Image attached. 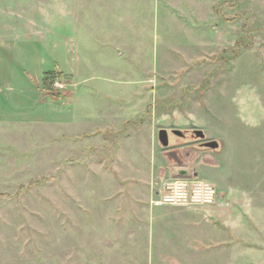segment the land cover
Returning <instances> with one entry per match:
<instances>
[{"label":"rangeland","instance_id":"374dc122","mask_svg":"<svg viewBox=\"0 0 264 264\" xmlns=\"http://www.w3.org/2000/svg\"><path fill=\"white\" fill-rule=\"evenodd\" d=\"M79 2L69 27L74 0H0V264H89L81 253L97 208L129 184L158 190L177 170L171 155L193 146L199 176L240 209L239 228L217 242L212 221L211 249L174 258L152 237L131 261L264 264V186L252 191L264 166V0H209L203 32L189 30L191 0ZM106 105L112 119L99 122ZM161 130L206 138L163 149ZM137 150L153 157L152 178L134 176ZM101 234L97 245L111 251Z\"/></svg>","mask_w":264,"mask_h":264},{"label":"crops","instance_id":"0c3cea01","mask_svg":"<svg viewBox=\"0 0 264 264\" xmlns=\"http://www.w3.org/2000/svg\"><path fill=\"white\" fill-rule=\"evenodd\" d=\"M186 5L188 6H185V11L192 16L188 20L190 21L192 28L188 29L192 32H203V30H205L203 24L208 22L205 20H208L209 18L208 14L204 17L202 11L204 6L207 13L209 0H191V2ZM80 6L81 4L79 0H74L73 19L71 17H68L67 19L64 14V16H62L63 21H68L64 24H68L69 27L72 25L76 20V13ZM180 10H183V7L179 9V12ZM176 11L177 9L173 10V12H170L169 10V13L174 18H179ZM181 14L183 13L181 12ZM151 80L152 79H149L148 81L150 82ZM146 94L147 93H144V98H146ZM137 96L138 95L135 97ZM106 98L109 100L112 97L107 95ZM120 104L117 107L120 110H124ZM107 106L108 105H106L105 109L100 108L101 110L98 109L93 113L97 115V121L99 120V122L108 123L109 118L112 119L111 115H113L114 111H110L111 109H109V107L107 108ZM169 118L171 120L172 117L170 116ZM260 148H262L261 152L259 153L258 158L256 157V159H258V164L260 162L264 163V148L262 145ZM195 149H197L196 146H193V149H190L189 147L181 148L178 152L179 160L172 158L176 161L174 162L173 167H177V170L175 169L174 172V169H171L172 172L168 174V178L163 180L158 190L154 191L150 187L152 180L141 181L142 184L137 186L129 184L121 188V195L125 196L121 198V201L114 202L111 205L107 203L105 204L104 214L100 207L97 208V217L91 219L90 227L87 231L88 233L86 232L85 235L88 236L89 239V249L84 250L81 253L83 258L88 259L89 264H133L134 262L133 260L131 261V259L137 258L132 254V252L138 247L135 243H146L147 241H150L152 237L154 241L157 242L155 246L160 250V256L168 258L179 257L183 255L184 251L176 249H183L184 247H189L190 249H202L206 247L211 249V241H215L216 239L217 242H225L224 234L227 228H234V231L239 228L241 224L240 209L227 200L219 201L218 204L211 206L153 205V200L156 198L158 191L163 184L168 181L179 179L181 176L187 178L193 177L199 181L206 180L199 176V172L203 171V168H200L198 166L199 164L196 162V158L200 153ZM256 149L259 150L258 146H255V150ZM140 154L143 155L144 151L137 150L133 157L135 158L134 160L138 162V166L135 169L137 174H134V176L139 179H148L149 176L152 178L153 172L151 169H153V166L151 163H153L154 159L153 157H149L150 154L148 152L145 156L148 162H145L146 160L140 157ZM133 158L130 159L131 163L134 161ZM132 165L133 164L130 166L132 167ZM196 168H198V172L195 171ZM256 172L257 175H253L255 182L252 191L260 192L264 186V166L256 167ZM124 199L126 201H124ZM127 199H131V201ZM212 221L218 227L217 232H220L217 233L215 239H211V235L213 234L211 233ZM81 230L82 229L80 228V231ZM99 232H102V234L99 235L102 239H112L114 241V245L109 246L111 251H104L97 245L96 238L93 234L97 235ZM172 241H183L185 242V245L181 246V248H175L173 246V250L168 249V246L164 245V243H170ZM204 241L206 242V246L203 243ZM126 243H132L133 245H130L129 247ZM194 243H197L198 245H195ZM139 254L138 257H140ZM111 258H116L118 260L112 261L110 260ZM99 259H103V261H99ZM172 263L175 264V261H172Z\"/></svg>","mask_w":264,"mask_h":264},{"label":"built area","instance_id":"2783aa9c","mask_svg":"<svg viewBox=\"0 0 264 264\" xmlns=\"http://www.w3.org/2000/svg\"><path fill=\"white\" fill-rule=\"evenodd\" d=\"M218 202L219 192L215 184L190 177L164 183L153 200V205L211 206Z\"/></svg>","mask_w":264,"mask_h":264},{"label":"water","instance_id":"95a60500","mask_svg":"<svg viewBox=\"0 0 264 264\" xmlns=\"http://www.w3.org/2000/svg\"><path fill=\"white\" fill-rule=\"evenodd\" d=\"M171 133H173L175 136L181 138L185 142L195 141L194 138H193L194 136H196L200 140H203V139L206 138L204 132L200 131V130L195 131L193 134H189V133H186V132H183V131H180V130H175V131H172ZM158 140H159V144H160L161 148L167 149V148L171 147L170 139H169V131L161 130L159 132ZM206 147L217 149L218 148V143L217 142H210V143H208L206 145ZM173 156L175 157L176 160H178L176 154L171 155V157H173ZM179 178H187V177L181 176Z\"/></svg>","mask_w":264,"mask_h":264},{"label":"bare ground","instance_id":"6f19581e","mask_svg":"<svg viewBox=\"0 0 264 264\" xmlns=\"http://www.w3.org/2000/svg\"><path fill=\"white\" fill-rule=\"evenodd\" d=\"M169 139H170V144L175 145L178 140H181V138L175 136L173 133L169 132Z\"/></svg>","mask_w":264,"mask_h":264},{"label":"trees","instance_id":"16d2710c","mask_svg":"<svg viewBox=\"0 0 264 264\" xmlns=\"http://www.w3.org/2000/svg\"><path fill=\"white\" fill-rule=\"evenodd\" d=\"M47 75H54V76H56V72H54V73H47Z\"/></svg>","mask_w":264,"mask_h":264}]
</instances>
